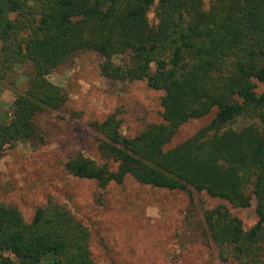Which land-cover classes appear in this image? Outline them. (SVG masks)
Segmentation results:
<instances>
[{
  "label": "trees",
  "instance_id": "trees-1",
  "mask_svg": "<svg viewBox=\"0 0 264 264\" xmlns=\"http://www.w3.org/2000/svg\"><path fill=\"white\" fill-rule=\"evenodd\" d=\"M156 4V23L149 11ZM94 51L101 75L145 80L164 92L163 121L128 137L118 113L92 123L105 159L76 154L66 169L106 187L127 175L143 184L204 191L247 208L246 229L226 204L204 212L203 228L228 264H264V0H0V81L17 66L33 74L0 120V158L7 146L45 142L40 112L62 109L68 96L49 75L67 59ZM217 108L211 122L166 149L179 128ZM244 117L249 123L234 124ZM116 165V169L112 168ZM89 228L52 199L31 221L0 202V264H95ZM7 252L9 254H7Z\"/></svg>",
  "mask_w": 264,
  "mask_h": 264
},
{
  "label": "rangeland",
  "instance_id": "rangeland-1",
  "mask_svg": "<svg viewBox=\"0 0 264 264\" xmlns=\"http://www.w3.org/2000/svg\"><path fill=\"white\" fill-rule=\"evenodd\" d=\"M204 1L208 8L211 0ZM156 4L149 11L152 23L157 21ZM102 60L97 52H83L49 75L63 87L68 100L60 110L47 109L37 115L43 144L19 142L5 148L0 158V202L18 207L27 221L50 199L64 205L89 228L95 264H228L203 228L204 212L226 204L249 229L258 220L255 197L250 207L235 208L192 189L191 203L188 192L143 184L131 175L123 183L112 181L101 187L96 180L67 171L66 162L76 154L98 163L105 161L98 147L100 134L92 126L95 121L116 112L128 137L163 121L164 92L150 88L145 80L107 79L100 72ZM32 74L29 65L17 66L0 81V120H9L16 94L24 91ZM255 81L257 92L262 93L264 83ZM216 112L214 108L208 115L184 123L165 148L192 137ZM248 123L241 117L234 127Z\"/></svg>",
  "mask_w": 264,
  "mask_h": 264
}]
</instances>
